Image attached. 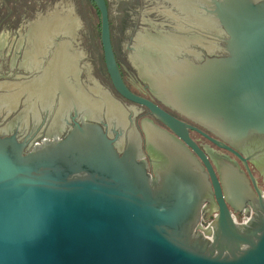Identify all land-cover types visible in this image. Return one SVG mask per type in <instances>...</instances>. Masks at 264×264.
Masks as SVG:
<instances>
[{
    "label": "water",
    "instance_id": "1",
    "mask_svg": "<svg viewBox=\"0 0 264 264\" xmlns=\"http://www.w3.org/2000/svg\"><path fill=\"white\" fill-rule=\"evenodd\" d=\"M93 1L113 85L172 133L154 131L151 171L133 121L125 146L84 119L29 150L0 137V264H264V193L254 194L237 162L209 151L218 178L184 123L126 88L105 0ZM211 12L229 34L228 56L195 64V88L185 82L165 102L213 132L251 175L246 160H264V0H213ZM213 198L217 213L200 222ZM246 202L252 210L238 223L227 203Z\"/></svg>",
    "mask_w": 264,
    "mask_h": 264
},
{
    "label": "flooded vegetation",
    "instance_id": "2",
    "mask_svg": "<svg viewBox=\"0 0 264 264\" xmlns=\"http://www.w3.org/2000/svg\"><path fill=\"white\" fill-rule=\"evenodd\" d=\"M212 2L105 0L113 59L133 95L185 124L188 137L205 152L218 178L210 152L237 162L259 196L264 193V160H246L251 176L241 159L210 139L216 138L213 132L165 102L179 96L175 88L185 82L195 88V64L229 54V34L214 21ZM82 119L100 125L118 146H125L133 121L148 171L154 131L172 133L149 107L129 100L113 85L100 11L93 0H0V137L14 135L29 150L63 138ZM243 205L239 210L227 203L238 223L252 210L249 202ZM217 210L213 198L204 205L207 219L200 222Z\"/></svg>",
    "mask_w": 264,
    "mask_h": 264
},
{
    "label": "rangeland",
    "instance_id": "3",
    "mask_svg": "<svg viewBox=\"0 0 264 264\" xmlns=\"http://www.w3.org/2000/svg\"><path fill=\"white\" fill-rule=\"evenodd\" d=\"M23 1H26V0H23ZM77 12L81 14V10L79 8H77ZM83 18H86L84 15H82ZM89 20V19H88ZM90 23L91 22H94L95 23V20H89ZM84 22V21H83Z\"/></svg>",
    "mask_w": 264,
    "mask_h": 264
},
{
    "label": "built area",
    "instance_id": "4",
    "mask_svg": "<svg viewBox=\"0 0 264 264\" xmlns=\"http://www.w3.org/2000/svg\"><path fill=\"white\" fill-rule=\"evenodd\" d=\"M209 224V221H207V225ZM206 227L205 225L201 224V228Z\"/></svg>",
    "mask_w": 264,
    "mask_h": 264
}]
</instances>
